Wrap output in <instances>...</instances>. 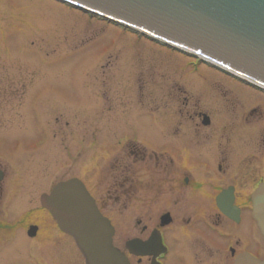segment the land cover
<instances>
[{
	"label": "flooded vegetation",
	"instance_id": "flooded-vegetation-1",
	"mask_svg": "<svg viewBox=\"0 0 264 264\" xmlns=\"http://www.w3.org/2000/svg\"><path fill=\"white\" fill-rule=\"evenodd\" d=\"M122 30L187 59L192 73L205 68L225 76L227 83L246 91L252 105L243 114L233 113L237 103L223 107L215 92L226 95L227 91L215 85L213 77L202 85L164 79L157 100L150 88V65L140 70L139 80L129 72L124 83L118 69L111 74L102 65V78L95 77L98 88L112 84L117 105L114 110L109 103L106 110L91 115L89 106L104 102L106 95L87 89V71L84 86L91 103L79 109L50 104L49 136L38 141L46 145L49 140L50 147L48 152H43V145L35 150L34 168L39 174L32 177L37 183L40 167H36L44 158L55 178L59 165L67 166V177L40 193L38 206L26 214L24 207L32 196L25 185L27 174L20 176L0 158V264L5 257L21 264H86L72 236L42 206V195L72 179L83 183L100 213L111 221L113 244L130 264H236L248 253L263 260L264 236L254 216L253 198L264 184V89L144 35ZM110 74L117 82H110ZM200 86L210 90L209 99ZM127 106L128 111L120 110ZM62 114H68L66 119L60 118ZM122 126L125 130H115ZM117 215L132 217L126 233L115 223ZM24 237L30 243L22 252L19 245Z\"/></svg>",
	"mask_w": 264,
	"mask_h": 264
},
{
	"label": "rangeland",
	"instance_id": "rangeland-1",
	"mask_svg": "<svg viewBox=\"0 0 264 264\" xmlns=\"http://www.w3.org/2000/svg\"><path fill=\"white\" fill-rule=\"evenodd\" d=\"M121 32L122 28L114 24L91 19L87 14L55 0H0V158L4 160V165L9 169L11 166L12 171H17L20 176L27 174L26 181L29 182L25 185L32 191L30 199L33 203L24 207L25 214L30 207L38 206L40 193L67 177V166L59 165L60 168L54 173L55 178L51 174L53 168L48 158H44L36 167H40L37 183L32 177L39 174L34 168L35 150L43 145L38 141H45L49 136L50 104L61 109L66 106L79 109L91 103L87 97L89 92L84 86L87 71L90 72L87 78L90 87L87 89L106 95L104 102L89 106V111L93 112L91 115L106 110L109 103L114 110L117 105L113 98L116 93L112 84L107 88H98L95 77L102 74V65H106L107 72L111 74L118 69L123 83L128 80L129 72L136 73V79L139 80L140 70L144 71L143 67L150 65V88L158 96L157 100L160 99L164 79L182 80L185 83L190 80L202 85L203 80L213 77L215 85L227 91L226 95L221 91L215 92L219 96L217 102L223 107L227 102L237 103V109H233L234 114L237 111L242 114L248 112L251 99L245 96L246 91L233 82L227 83L225 76L205 68L192 73L187 59L182 56L163 50L148 40L138 41L136 35ZM107 78L110 82H117L113 76ZM135 89L138 94V82ZM200 89L209 99L210 90L203 86ZM108 99L111 102H107ZM137 107L139 110L138 104ZM120 110L128 111V106ZM67 116L62 114L60 118L66 119ZM115 130L123 131L125 127H117ZM44 144L43 152H48L49 140ZM131 218L130 215L115 217L121 233L127 232ZM41 221L45 222L44 216ZM49 221L53 222L48 218ZM28 243L25 237L20 240L22 252L27 249ZM11 259L3 258L4 264H21Z\"/></svg>",
	"mask_w": 264,
	"mask_h": 264
},
{
	"label": "water",
	"instance_id": "water-1",
	"mask_svg": "<svg viewBox=\"0 0 264 264\" xmlns=\"http://www.w3.org/2000/svg\"><path fill=\"white\" fill-rule=\"evenodd\" d=\"M179 48L264 88V0H57ZM3 172L0 169V178ZM264 236V184L253 198ZM86 264H130L113 244L114 227L83 183L72 179L42 195ZM237 264H264L245 254Z\"/></svg>",
	"mask_w": 264,
	"mask_h": 264
}]
</instances>
